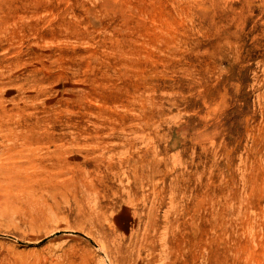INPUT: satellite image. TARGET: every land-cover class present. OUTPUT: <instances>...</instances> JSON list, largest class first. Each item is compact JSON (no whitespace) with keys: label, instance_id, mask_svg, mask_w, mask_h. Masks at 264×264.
<instances>
[{"label":"rangeland","instance_id":"obj_1","mask_svg":"<svg viewBox=\"0 0 264 264\" xmlns=\"http://www.w3.org/2000/svg\"><path fill=\"white\" fill-rule=\"evenodd\" d=\"M0 264H264V0H0Z\"/></svg>","mask_w":264,"mask_h":264},{"label":"bare ground","instance_id":"obj_2","mask_svg":"<svg viewBox=\"0 0 264 264\" xmlns=\"http://www.w3.org/2000/svg\"><path fill=\"white\" fill-rule=\"evenodd\" d=\"M147 212H148V210H147ZM145 214L147 215L148 220H149V222L151 223L152 220L154 219L153 216H152V211L150 210V211L148 212V214H147V213H145ZM146 215H145V216H146Z\"/></svg>","mask_w":264,"mask_h":264}]
</instances>
